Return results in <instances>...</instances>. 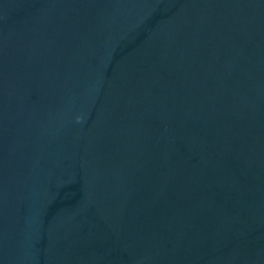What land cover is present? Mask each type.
Masks as SVG:
<instances>
[{
	"label": "water",
	"instance_id": "95a60500",
	"mask_svg": "<svg viewBox=\"0 0 264 264\" xmlns=\"http://www.w3.org/2000/svg\"><path fill=\"white\" fill-rule=\"evenodd\" d=\"M0 264H264V0H0Z\"/></svg>",
	"mask_w": 264,
	"mask_h": 264
}]
</instances>
